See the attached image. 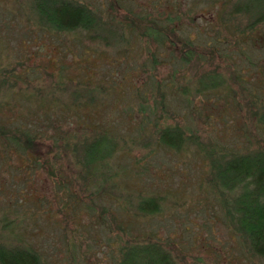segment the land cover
<instances>
[{"label":"rangeland","instance_id":"1","mask_svg":"<svg viewBox=\"0 0 264 264\" xmlns=\"http://www.w3.org/2000/svg\"><path fill=\"white\" fill-rule=\"evenodd\" d=\"M75 1L87 4L105 18L111 13L119 19L123 13L131 12L151 19L156 26H172L175 34L171 36L190 41L201 57L202 68L215 67L230 74V87L183 98L178 86L194 75L178 62V53L172 52L176 50L168 44L151 42L131 32L127 34L129 50L119 53L121 50L84 41V34L79 32L68 35L45 32L30 19L29 0H0V75L5 69H11L7 76L16 79L11 91L1 92L12 94L7 98L9 107L0 108L1 119L6 122L20 119L28 130L40 136V142L48 144L52 134L57 137V132H53L56 125L65 129L70 119L76 117L59 119L62 114L56 113L53 107L45 114H35L31 100H26L24 94H51V91L64 94L57 90V80L68 78L112 91L108 93L107 89L101 94H150L152 80L142 70L144 66L164 84L166 108L172 118L189 129L209 135L235 150L244 149L250 142L254 144L255 136L264 139V131L255 130L247 112L251 98L264 100V27L248 33L222 24L219 16L228 0ZM110 3L115 5L112 11ZM149 51H154V69L148 59ZM168 82L171 85H166ZM106 112L100 118L103 126L109 124L122 132L131 131L132 118L124 109L111 117ZM75 131L79 134L78 128ZM145 151L140 146L124 158L112 161L129 169L134 166L139 173L145 167L147 172L138 178L140 186L149 193L169 195L160 216L141 218L139 223L130 224L116 202L106 196L96 198L91 209L79 208L75 202L81 193L76 188L67 195L64 189L54 187L40 170L33 175L14 172L10 175L0 164V188L20 200L23 195L33 201L41 200L38 204L42 202L39 210L43 212V221H28L26 240L40 248L51 264H114L118 246L125 239L116 225L137 238L168 242L178 264H257L245 256L214 198L203 189L204 160L192 152L178 156L159 151L156 157L145 158ZM60 160L65 162L64 158ZM63 174L68 181L72 179V175ZM127 175L130 181L134 180L131 174ZM118 180H124L122 175H118ZM2 192L0 209L10 210V218L12 214L16 216L18 211L14 210L21 206L10 203ZM24 206L32 210L30 203ZM101 207L107 211L102 213ZM107 212L115 216L114 221Z\"/></svg>","mask_w":264,"mask_h":264},{"label":"trees","instance_id":"2","mask_svg":"<svg viewBox=\"0 0 264 264\" xmlns=\"http://www.w3.org/2000/svg\"><path fill=\"white\" fill-rule=\"evenodd\" d=\"M224 5L219 16L222 24L230 25L237 32L248 33L264 27V0H228ZM109 6L111 11L115 9L114 4ZM28 13L33 24L45 32L55 35L79 32L84 34V41L121 50L119 53L129 50L127 34L131 32L151 42L168 44L176 50L172 52L178 53V62L194 75L178 86V93L183 98L230 87L228 72L223 73L215 67L202 68L201 57L189 40L171 36L175 34L172 26H156L145 16L127 12L119 19L111 13L105 18L87 4L75 0H29ZM148 56L151 69H154V51H149ZM142 70L152 80L150 94H140L139 88H135L140 92L138 94H101L107 89L108 93L112 91L72 78L57 80V90L64 94L53 91L51 94H24L26 100H31L35 114H45L53 107L56 113L62 114L59 119L64 120L69 115L76 118L70 119L71 123L65 129L56 125L53 132H57V137L52 134L48 144L40 142V136L28 130L20 119L6 122L0 118L1 166L10 175L13 172L33 175L40 170L54 187L65 190L67 195L76 188L81 193V196H74L79 208L91 209L96 198L106 196L116 202L131 224L133 221L139 223L141 218L160 216L169 195L149 193L140 186L138 178L147 172L145 167L139 173L134 166L129 169L125 164H112L113 159L124 158L140 146L146 150L145 158L156 157L159 151L178 156L192 152L204 160L205 174L201 185L214 198L245 256L257 264H264V139L255 136L254 144L250 142L244 149L235 150L209 135L189 129L172 118L166 108L164 84L149 72L150 69L143 66ZM9 72L11 69H5L0 75V108L9 107L7 98L12 95L1 92L11 91L16 85L15 77L7 76ZM234 83H237L236 76ZM249 103L250 122L256 131L263 132L264 100L251 98ZM120 109L132 118L130 132H122L114 125L103 126L100 122L105 112L111 117ZM77 128L79 134L75 131ZM63 173L72 175V179L68 181ZM128 173L134 177L133 181L128 179ZM118 175L124 180L119 181ZM2 194L21 208L14 210L18 214H12L11 218L10 210L0 209V264H51L40 248L26 240L28 221H43V212L39 210L42 202L38 204L41 200L33 201L27 195L20 200L10 192ZM54 201L60 204L57 198ZM68 201L72 202V199ZM25 203H30L32 210L28 211ZM100 210L102 213L107 211L104 207ZM107 214L115 220L113 214ZM116 227L125 239L118 246L114 264H178L168 242L150 237L137 238L124 233L121 225Z\"/></svg>","mask_w":264,"mask_h":264}]
</instances>
